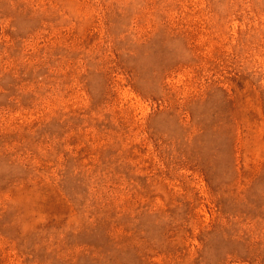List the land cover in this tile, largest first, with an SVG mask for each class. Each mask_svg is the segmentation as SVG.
I'll return each instance as SVG.
<instances>
[{
    "label": "rangeland",
    "instance_id": "obj_1",
    "mask_svg": "<svg viewBox=\"0 0 264 264\" xmlns=\"http://www.w3.org/2000/svg\"><path fill=\"white\" fill-rule=\"evenodd\" d=\"M0 264H264V0H0Z\"/></svg>",
    "mask_w": 264,
    "mask_h": 264
}]
</instances>
